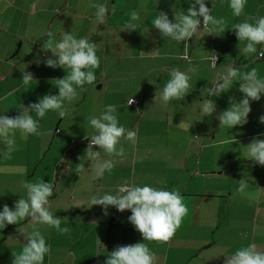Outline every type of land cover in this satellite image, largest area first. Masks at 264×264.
<instances>
[{
    "label": "crops",
    "instance_id": "obj_1",
    "mask_svg": "<svg viewBox=\"0 0 264 264\" xmlns=\"http://www.w3.org/2000/svg\"><path fill=\"white\" fill-rule=\"evenodd\" d=\"M100 3L109 9L103 24L91 7ZM192 3L194 0H0V115L15 116L20 104L27 106L45 94H58L50 81L63 78L69 70L43 64L52 57L45 46L46 32L51 31L55 41L65 31L98 45L100 66L93 70L96 80L85 84L82 91L77 89V98L66 103L69 115L60 118L55 111L47 112L39 119V136L23 138L17 132L10 158L0 144V210L26 198L22 180L41 178L54 183L49 210L67 220L61 227H69L70 232L62 235L37 225L51 249L43 264H104L114 247L137 242L149 246L156 264H224L241 246L255 243L264 250V191L259 190L264 189V166L248 161L243 148L254 136L264 139V124L259 123L264 96L250 103L246 125L229 129L219 126L216 116L227 110L230 98L237 102L242 98L238 81L219 96L209 97L207 91L230 65L241 71L255 67L264 78V58L252 63L254 57L240 52L244 44L231 30L248 16H264V0H246L239 17L233 15L229 0H207L212 15L223 17L228 29L214 36L201 24L187 46L161 37L152 27L159 12L171 20L178 8L186 12ZM133 11L140 15L135 31L122 32ZM215 54L219 61L213 68L210 60ZM190 66L198 71L189 73L192 88L188 94L183 100L163 102L160 93L170 78L169 69L186 71ZM24 68L33 73L36 83L22 84L20 71ZM131 98L138 100L135 108L126 104ZM204 99H212L216 105L212 116L202 114ZM109 104L117 106L119 124L137 133V142L122 139L125 157H111L115 166L98 178L88 168L85 143L93 134L89 118L99 116ZM93 151L99 149L93 146ZM80 163L86 168L83 173L76 170ZM242 178L249 184L247 192H258L256 201L250 202L237 191ZM126 182L179 189L188 213L168 242L142 241L128 222L130 211L109 207L104 215L102 206L91 207L92 195H115ZM31 230L30 218L0 230V264H12L10 250L19 253L25 242L21 233Z\"/></svg>",
    "mask_w": 264,
    "mask_h": 264
},
{
    "label": "clouds",
    "instance_id": "obj_2",
    "mask_svg": "<svg viewBox=\"0 0 264 264\" xmlns=\"http://www.w3.org/2000/svg\"><path fill=\"white\" fill-rule=\"evenodd\" d=\"M206 3L207 0H194L186 12L183 8H178L171 20L161 11L152 21V27L160 33L161 37H167L176 42H185L186 46L187 41L201 29V24L202 28L209 33L219 36L228 29L227 21L223 17H214L212 8L207 7ZM245 4L246 0H229V7L236 17L241 16ZM91 7L95 9L96 20L103 24L109 11L108 6L100 3L92 4ZM139 19L138 12H131L130 20L126 22L122 32L135 31L137 27L135 22ZM231 30L235 32L239 43L244 44L240 52L247 58L254 57L251 59L252 63L264 58V47H261L259 52L257 49L258 45L264 46V16H248L243 22L233 24ZM45 35L47 36L45 46L51 52L52 57L56 58L48 57L42 61L43 64L48 68H67L69 71L63 78L50 81L58 89L57 95L45 94L36 103H29L27 106L20 104L18 114L15 116L0 115V144L5 146L6 158H10L11 153L16 149L17 132L23 138L29 135H42L39 131V119H42L49 111H55L60 118L69 115L66 103L71 104L77 98V89L82 91L85 84L92 85L96 80L93 70L100 66V58L96 55L98 48L96 43L90 42L88 38L77 39L71 32L65 31L61 33L59 41L53 39L54 34L51 31L46 32ZM141 54L145 53L141 52ZM217 59L216 54L211 57L213 68L216 67ZM37 63L40 61L38 60ZM25 68L20 71L22 84L27 86L30 83H36L33 73L25 71ZM197 71L198 69L192 66L186 71H181L177 67L170 68V78L160 93V99L165 103L170 100H183L192 88L189 83L191 79L189 73ZM233 81H238V91L243 94L242 98L238 102L230 98L227 110L216 116L219 126H226L229 129L246 125L247 117L251 112L250 103L259 101L264 96V78L258 76L257 68L241 71L235 65L228 66L227 71L218 76L217 82L207 89L208 96H219L228 92ZM132 103L131 99L128 104ZM201 111L204 116H212L216 112L214 101L204 99ZM259 123L264 124V115L259 117ZM89 124L93 129V134L88 138L89 144L85 150L87 161H90L88 168L100 178L115 166L116 161L111 157L120 159L125 157V149L121 140L135 144L137 133L119 124L117 106L114 104L103 108L99 116H91ZM194 138L199 139V137ZM93 146H96L99 151H93ZM243 148L248 161L264 166V139L254 136ZM105 153L110 157L109 159L104 158L102 154ZM85 169L82 163L76 166L78 173H83ZM157 183L163 184L164 182L157 181ZM237 183L239 193L250 202L257 200L258 192H247L249 184L244 178ZM21 185L26 190V198H19L12 208H9L7 204L3 205L0 210V230L8 225H16L20 220L30 218L32 230L21 233L24 235L25 242L19 253H12V264H43L45 255L50 253L51 249L37 225L54 228L62 235L68 234L70 228L61 227V224L67 220L56 217L49 210V197L54 191L53 182L46 183L40 178L35 182L22 180ZM259 190L264 191L261 188ZM89 203L91 207L102 206L104 215H108L109 207H114L118 212L130 211L128 222L140 234L142 241L149 242H168L188 213L184 197L179 189L165 190L147 184L138 186L135 182L131 184L126 182L117 189L115 195L107 193L92 195ZM106 257L104 264H156L157 259L155 253L144 242L118 245ZM224 264H264V250L259 249L255 243L241 246L233 255L225 259Z\"/></svg>",
    "mask_w": 264,
    "mask_h": 264
},
{
    "label": "built area",
    "instance_id": "obj_3",
    "mask_svg": "<svg viewBox=\"0 0 264 264\" xmlns=\"http://www.w3.org/2000/svg\"><path fill=\"white\" fill-rule=\"evenodd\" d=\"M261 47H264V46H259V47H258V52H259V50L261 49ZM217 57H218V56H217ZM261 59H263V58H261ZM261 59H258V60H261ZM218 61H219V57H218V59H217V61H216V64H217ZM210 62H211V60H210ZM210 64H211V66H212V63H210ZM132 101H133V103L130 104V105H134L135 103H138L137 100H135V99H132ZM128 102H129V101H128ZM71 143H75V140H71ZM85 144L88 145V144H89V141H87Z\"/></svg>",
    "mask_w": 264,
    "mask_h": 264
},
{
    "label": "trees",
    "instance_id": "obj_4",
    "mask_svg": "<svg viewBox=\"0 0 264 264\" xmlns=\"http://www.w3.org/2000/svg\"><path fill=\"white\" fill-rule=\"evenodd\" d=\"M258 60V59H257ZM131 99H135V100H137L136 98H131ZM131 99H128V101H130ZM128 101H127V105L130 107V108H135L136 107V105H137V103H135L134 105H129L128 104ZM137 102H138V100H137ZM71 142V141H70ZM76 143V142H75ZM75 143H71L72 145H75Z\"/></svg>",
    "mask_w": 264,
    "mask_h": 264
},
{
    "label": "rangeland",
    "instance_id": "obj_5",
    "mask_svg": "<svg viewBox=\"0 0 264 264\" xmlns=\"http://www.w3.org/2000/svg\"><path fill=\"white\" fill-rule=\"evenodd\" d=\"M2 253H4V252H2ZM13 253V250H10V254H12Z\"/></svg>",
    "mask_w": 264,
    "mask_h": 264
}]
</instances>
